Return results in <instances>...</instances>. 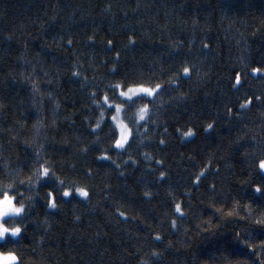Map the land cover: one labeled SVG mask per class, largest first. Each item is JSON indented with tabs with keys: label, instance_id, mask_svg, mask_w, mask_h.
<instances>
[{
	"label": "trees",
	"instance_id": "obj_1",
	"mask_svg": "<svg viewBox=\"0 0 264 264\" xmlns=\"http://www.w3.org/2000/svg\"><path fill=\"white\" fill-rule=\"evenodd\" d=\"M259 69L264 0H0V192L24 199L31 216L0 250L15 251L20 264H264V227L249 219L264 213V194L249 186L264 181L249 167L264 153ZM157 83L154 98L131 106L119 96ZM93 100L104 108L94 135ZM115 103L130 131L123 149L113 143ZM188 127L194 136H183ZM99 150L120 167L96 161ZM39 164L60 177V192L72 189L71 197L56 192L55 208L46 207L54 181L26 179Z\"/></svg>",
	"mask_w": 264,
	"mask_h": 264
},
{
	"label": "snow or ice",
	"instance_id": "obj_2",
	"mask_svg": "<svg viewBox=\"0 0 264 264\" xmlns=\"http://www.w3.org/2000/svg\"><path fill=\"white\" fill-rule=\"evenodd\" d=\"M89 39L91 40L92 38L89 37ZM128 40H129L130 43H132L133 42V37L129 36ZM68 44H71V40L68 41ZM107 44L111 46L113 44V41L112 40H108ZM204 47H207V44H205ZM115 56L117 58H119L120 53L116 52ZM113 71H115V65L113 66ZM251 71H252V73H256L258 71V69L253 67L251 69ZM259 71L264 72V69H259ZM182 72H183V74L188 75L189 72H190L189 67H187V66L183 67ZM72 75L79 76L80 73L78 71H76L75 68H73ZM235 80H236V83L239 84V82H240L239 73L236 74ZM169 82H170L171 86H176V87L180 86L177 79L169 78ZM32 87H33V89H35V83L34 82H33ZM117 87H119V85H117ZM129 89L132 90L131 93L129 92ZM129 89L127 91H120L119 96L120 97H128L129 100L126 101V102L129 104V106H131L132 104L136 103L137 100H142V99H144L146 97H153L154 98L155 94L158 93V90H162V84L161 83H157V84H155L154 87H146L143 84H136L134 88H129ZM113 92H115V89H113ZM133 92H136V93H139V94H143V95H139L135 99H132L131 94ZM49 95H51V93H49ZM184 95H185V93H183V92L180 93L181 97H183ZM102 99H103L105 104L113 103V101L109 99L108 95H104L102 97ZM255 99L257 101H259L261 99V97L260 96H256ZM252 100H253V97L252 96H248L246 99H244L239 104V107L241 109L247 108L251 104ZM92 103L99 105L100 106V112H101V117L97 119V122L95 124L91 125V130H92V133L94 135L96 130H98V125L100 124V119L103 117L104 108L101 105L99 100H93ZM122 108H124V104L123 103H115V113L116 114H114L111 117L112 120L116 121L115 128H119L120 129V136L115 138V140L113 142L117 149L124 148L125 147V141H127L128 138H129V133H128L127 130H126V135H122V130L127 129V126L123 123L122 120H118V118H117V114L120 113ZM146 109H148V104L144 103L142 105V107H140V109H139V114L137 116V119H143V117L146 114V111H145ZM227 111L229 113H231L232 109L229 108V109H227ZM85 119H87V118H85ZM37 123H39V122H37ZM212 127H213L212 123H207V124L203 125L204 130L212 129ZM115 128H111V134L112 135H115ZM195 133H196V129L195 128L188 127L187 131H185L183 133V136L184 137H190V136H194ZM164 143H165V141L163 139H161L160 140V144H164ZM39 151H40V149H36L37 153ZM94 159L96 161L112 160V158L109 156L108 152L104 151V150H99L98 155H96ZM33 162L34 163H39V156H35L33 158ZM112 163L115 164V160H112ZM133 163H135V161H133ZM156 163L157 164H161L162 161L157 160ZM115 166H116L117 169L120 167V165H118V164H115ZM205 167H207V166H205ZM249 167H250V170L251 169H256L259 172H264V153H261L259 158H253L250 161ZM204 171H205L204 168L200 169V173L201 174H203ZM87 172L89 174H91L92 169L88 168ZM33 175L35 176V179H33L32 177H27L26 178L30 182L31 185H35L37 183V181H43V180H52V181H54V183L48 188L47 193H46V195L48 197L47 201H46V207H50V208L57 207V204H56V192H60V188L62 187V183H63L61 181L60 177L55 172H50V169L48 167H45L44 164H39V168L38 169H33ZM158 175H159V178H164L166 174H165L164 171H160ZM194 179H195V181L198 182L200 177L197 176ZM23 183H24V181L21 180L20 181V185H23ZM249 186L253 190V192L258 193V194H264V181L251 182L249 184ZM3 187H4V189H12L13 191L16 190V189H14V186H13L12 183L5 184ZM208 187L210 189H212V188H214V185L209 184ZM54 189H55V191H54ZM75 192L78 193L81 197H87L89 195L88 190L85 187H76L75 188ZM17 194H19V193H17ZM60 195L63 196V197H71L72 196V189L70 187H63V190H62V192H60ZM143 195L147 197V196L150 195V193L145 192V193H143ZM5 196H8V197L12 198L13 203H14V200H16V196L11 195L8 190H3L2 192H0V198H3ZM14 204H17V205H21L22 204L23 205V209L22 210L17 209V211H15V212H5L3 215H0V225H3L4 228H5L3 233L0 234V242H2L4 246H7L9 241L15 242V241L19 240V238L22 236V234L26 230L25 226L31 220L30 212L26 211V209H25V201H24V199H21L19 201V203H14ZM245 206H247V205H245ZM32 207H33V203L30 201L28 203V209L30 210ZM174 207H175V211L176 212H181L182 211L179 204H176ZM117 212H119V215L122 216V217L126 215L124 212H120L119 209H117ZM229 214H231V213H229ZM249 219H250V222L252 224L264 227V213H262L260 216L256 217L255 220H251V218H249ZM175 224H176L175 219H173L172 220V226L175 227ZM153 236H154V239H156V240L160 239L159 233H154ZM236 236L239 237L240 233L237 232ZM241 243L246 244L249 248L252 247V245L249 244L247 240H241ZM0 253H3V254L11 253L13 255V257H14V259L11 262V264H20V257L17 255V253L15 251H13L11 249H9L8 251L0 250ZM152 255L153 256H158L159 253H157V251L155 249H153Z\"/></svg>",
	"mask_w": 264,
	"mask_h": 264
},
{
	"label": "clouds",
	"instance_id": "obj_3",
	"mask_svg": "<svg viewBox=\"0 0 264 264\" xmlns=\"http://www.w3.org/2000/svg\"><path fill=\"white\" fill-rule=\"evenodd\" d=\"M122 135H126V129L122 130ZM17 209L22 210L23 205L14 204L12 198L8 196L0 198V215H3L5 212H15ZM4 230V226L0 225V234H2ZM13 259L14 257L11 253H0V264H11Z\"/></svg>",
	"mask_w": 264,
	"mask_h": 264
},
{
	"label": "rangeland",
	"instance_id": "obj_4",
	"mask_svg": "<svg viewBox=\"0 0 264 264\" xmlns=\"http://www.w3.org/2000/svg\"><path fill=\"white\" fill-rule=\"evenodd\" d=\"M129 92L131 93L132 90L129 89ZM136 94L138 95L139 93L133 92V93L131 94V96L133 97V96H135ZM124 98L129 99L128 97H124ZM122 110H123V108L121 109L120 113L117 114V118H118V120H122V121H123V119H122ZM115 114H116V113H115ZM113 121H114V120H113ZM114 123H115V125H116V121H114ZM123 123H124V121H123ZM124 124H125V123H124ZM125 125H126V124H125ZM117 129H118V131H119V136H120V129H119V128H117ZM126 130H127L128 133L130 134V131H129V128H128V127H127ZM128 139H129V138H128ZM127 142H128V140L125 141V146H126ZM122 149H123V148H122Z\"/></svg>",
	"mask_w": 264,
	"mask_h": 264
}]
</instances>
